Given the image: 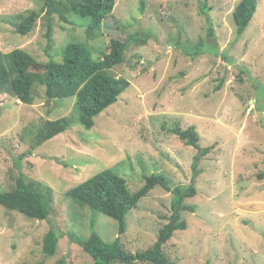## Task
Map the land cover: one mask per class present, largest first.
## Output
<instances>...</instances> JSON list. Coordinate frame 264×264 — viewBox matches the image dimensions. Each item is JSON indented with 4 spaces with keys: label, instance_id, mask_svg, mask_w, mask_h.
Instances as JSON below:
<instances>
[{
    "label": "rangeland",
    "instance_id": "1",
    "mask_svg": "<svg viewBox=\"0 0 264 264\" xmlns=\"http://www.w3.org/2000/svg\"><path fill=\"white\" fill-rule=\"evenodd\" d=\"M114 1L95 40L86 36L88 18L72 16L75 26L52 21L57 62L69 43H86L97 59L111 42L131 39L123 63L109 71L129 87L91 129L79 124L73 98L49 102L40 85L32 105L0 93V191L14 188L23 174L41 184L50 208L49 218L38 221L0 207V264H93L74 241L87 239L91 228L105 242L119 238L126 252L149 249L169 220L171 193L154 188L126 216L123 230L66 193L105 169L125 179L131 192L152 174L166 176L171 188L189 186L196 150L170 132L189 126L209 152L197 166L196 194L185 200L196 210L183 213L187 229L175 232L163 252L177 264H264V180L257 178L264 172V0H257L239 38L232 14L241 0H207L206 15L201 0ZM41 7L42 0H0L1 52L20 49L46 62L44 14L32 32H16ZM207 15L213 37H207ZM69 115L68 130L27 153L47 121ZM50 229L60 239L47 258L42 241Z\"/></svg>",
    "mask_w": 264,
    "mask_h": 264
},
{
    "label": "trees",
    "instance_id": "2",
    "mask_svg": "<svg viewBox=\"0 0 264 264\" xmlns=\"http://www.w3.org/2000/svg\"><path fill=\"white\" fill-rule=\"evenodd\" d=\"M206 1L201 0V15L207 13ZM257 4V0H241L235 6L232 19L237 38L246 31L256 12ZM114 5V0H42L41 10L29 12L17 26L16 32L23 36L32 32L40 14H44L47 20L44 48L47 60L41 64L20 49L8 53L0 51V93L11 94L20 103L32 105L34 88L40 85L44 87L49 102L73 98V110L78 114L79 124L85 129H91L94 126V118L116 103L122 92L129 87L126 79L114 78L109 71L123 63L124 52L131 39L125 43L111 42L106 52L101 53V58L97 59H93L92 48L86 43H69L61 51V62H57L52 53V21L56 17L63 24L75 26L72 16L88 18L89 22L85 26L86 36L88 40H95L101 36L103 19L112 13ZM206 22L209 26L207 37H213L209 16ZM199 50V47L194 46L190 52L196 54ZM73 122L71 115L47 121L32 140L27 153L31 155L38 146L68 130ZM170 132L186 146L196 150L191 166L193 177L189 186L171 188L166 176L152 174L145 179L142 187L136 192H131L125 179L114 170L105 169L66 193L76 205L87 207L94 214L98 213L116 221L120 230L125 227L126 216L136 209L140 200L148 196L154 188L161 187L172 195L169 220L158 231L155 243L145 251L134 254L126 252L119 238L105 242L93 228L87 239L74 236V241L92 258L93 264H177L166 257L163 246L175 232L187 229L183 213H194L196 207L187 204L185 200L196 194L195 179L199 173L197 166L201 158L208 154L209 149L199 146L200 136L194 126L186 129L175 127ZM257 178L264 180V172L258 174ZM27 179L20 174L15 180L14 188L0 191V207L16 211L29 219L45 221L49 218L50 208L46 196L41 191L42 186ZM59 237L57 230L47 231L42 241L44 257L51 258L55 255Z\"/></svg>",
    "mask_w": 264,
    "mask_h": 264
}]
</instances>
